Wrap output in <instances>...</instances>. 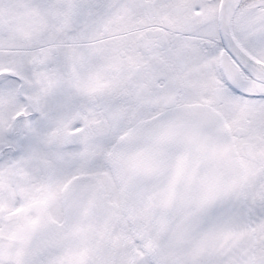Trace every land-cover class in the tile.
I'll return each mask as SVG.
<instances>
[{
	"label": "snow or ice",
	"instance_id": "obj_1",
	"mask_svg": "<svg viewBox=\"0 0 264 264\" xmlns=\"http://www.w3.org/2000/svg\"><path fill=\"white\" fill-rule=\"evenodd\" d=\"M0 264H264V0H0Z\"/></svg>",
	"mask_w": 264,
	"mask_h": 264
}]
</instances>
